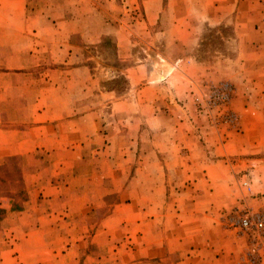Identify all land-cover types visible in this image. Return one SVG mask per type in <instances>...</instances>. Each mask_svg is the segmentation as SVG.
Returning <instances> with one entry per match:
<instances>
[{
	"label": "rangeland",
	"instance_id": "obj_1",
	"mask_svg": "<svg viewBox=\"0 0 264 264\" xmlns=\"http://www.w3.org/2000/svg\"><path fill=\"white\" fill-rule=\"evenodd\" d=\"M176 3L179 0H172ZM11 5L18 9L0 7V19L9 14L13 18L12 27L0 26V39L8 30L11 45L18 48L13 55L21 49H39L37 43H50L52 38L62 42L69 34V40L83 48L85 60L92 58L85 64L92 69L91 82L96 88L93 112L103 120L101 130L108 135L104 144L109 145L101 154L107 159L103 161L107 210L111 213L118 198L119 245H126L119 247V264H264V230L258 237L253 227L245 230L242 226L248 214L264 215L263 164L257 165L261 161L254 155L224 153L227 141L243 130L244 108L253 113L259 109L255 105L264 100V86L251 82V74L240 64L244 60L237 56L238 44L231 41L237 14L223 25L206 22L188 28L193 32L185 36L179 27L171 26L179 22L178 9L163 11L157 21L147 20L142 0H13ZM38 18L57 24L53 28L27 26V20ZM64 21L69 25H63ZM18 59L13 57V66L24 65ZM34 60L40 67L50 65L47 58ZM161 64L174 66V70L167 79L156 81L154 75ZM137 116L140 134L148 129L157 136L151 140L147 134L138 139L118 138L119 131L128 130ZM161 132H170L169 139ZM148 141L156 148L155 156L146 154ZM167 148L166 154L185 168L182 174L162 167L166 161L162 150ZM217 148L219 153L214 155ZM92 149L96 151V146ZM242 158L250 162L241 164ZM217 160L215 168L211 163ZM206 166L209 169H203ZM260 170L262 179L256 176ZM3 174L0 170V180L7 179ZM25 197L24 192L9 193L15 208ZM192 198L224 202L233 198L223 203L220 212L218 225L226 232L222 242L216 239L214 244L199 241L195 245L190 238H181L186 226L198 229L196 221L187 225L194 217L191 213L200 210ZM165 238L177 248L183 240L184 250L164 256Z\"/></svg>",
	"mask_w": 264,
	"mask_h": 264
},
{
	"label": "crops",
	"instance_id": "obj_2",
	"mask_svg": "<svg viewBox=\"0 0 264 264\" xmlns=\"http://www.w3.org/2000/svg\"><path fill=\"white\" fill-rule=\"evenodd\" d=\"M12 2L3 0L1 9H18L11 5ZM176 4L173 5L172 0L167 3L166 0H142L147 20L157 21L163 11H169L171 7L178 9L179 22H172L171 26L179 27L185 36L193 32H188V28L206 22L211 26L223 25L236 13L238 19L231 41L238 44L237 56L244 60L240 64L251 74V82L256 87L264 86V3L179 0ZM11 15L0 19V26L12 27ZM19 23L24 24L21 20ZM27 23V26L52 28L57 24L40 18L33 22L27 20ZM64 24L69 25V22L64 21ZM69 39V34L62 42L52 38L50 43H37L39 49H21L19 54L13 55L18 48L11 45L9 31L2 32L0 170L7 179L0 180V190L1 187L4 189L0 191V209L5 211L0 220V264H119V247L126 246L119 245L118 198L111 213L107 210V172L103 162L107 159L101 154L109 145L104 144L108 135L101 130L103 120L93 112L96 100L92 98V91L96 88L91 82L92 69L85 64L92 58L85 60L81 45ZM13 57L22 60L24 65L13 66ZM37 57L49 59V67L35 64ZM160 69L163 70L157 68L155 77L162 72ZM102 94L100 92L101 97ZM261 100L255 105L259 109L253 113L244 108L240 117L243 130L227 141L224 153L257 156L261 161L257 165L263 164L264 170V100ZM140 131V117L137 116L128 130L119 131L118 138L138 139L147 134V139L151 140L157 136L153 130L146 129L144 134ZM161 133L168 139L171 135L170 132ZM94 146L96 151H91ZM152 146L150 141L147 148L144 146L148 156L156 155V148L153 150ZM162 151L166 154L169 148ZM213 153L217 155L219 149H213ZM164 161L163 168L165 165L166 169L181 174L185 171L168 154ZM219 161H213L212 166L216 168ZM239 162L246 164L250 159L242 158ZM262 170L255 174L259 179L263 177ZM153 185L156 186V182ZM10 192L25 193L19 208H12ZM192 199L200 210L191 213L194 217L187 225L196 221L198 229L186 226L181 229V238H190L195 245L200 244L199 241L214 244L217 239L220 242L221 236H226L225 230L218 225L220 212L223 203H231L233 198H227L226 202L221 198ZM167 239L163 244L164 256L178 249L184 250L183 240L177 248L171 239ZM196 250L195 246L192 252Z\"/></svg>",
	"mask_w": 264,
	"mask_h": 264
},
{
	"label": "built area",
	"instance_id": "obj_3",
	"mask_svg": "<svg viewBox=\"0 0 264 264\" xmlns=\"http://www.w3.org/2000/svg\"><path fill=\"white\" fill-rule=\"evenodd\" d=\"M250 217L244 218L242 220V226L245 230H250L251 227L254 228L255 233L260 237L259 232L264 230V215L260 214H248Z\"/></svg>",
	"mask_w": 264,
	"mask_h": 264
},
{
	"label": "bare ground",
	"instance_id": "obj_4",
	"mask_svg": "<svg viewBox=\"0 0 264 264\" xmlns=\"http://www.w3.org/2000/svg\"><path fill=\"white\" fill-rule=\"evenodd\" d=\"M163 62V61H162ZM164 63V62H163ZM157 66V65H156ZM161 66V68L163 69V70H161L160 69V71H162V72H160V74H159V76L158 77H156L157 79H156V81L157 80H163L164 78H166L168 75H170L172 72H173V70H174V67L173 66H167L166 64H161L160 65ZM159 67V66H158ZM155 69V68H154ZM157 76V75H156ZM165 80V79H164ZM258 165H261L260 163H258Z\"/></svg>",
	"mask_w": 264,
	"mask_h": 264
},
{
	"label": "trees",
	"instance_id": "obj_5",
	"mask_svg": "<svg viewBox=\"0 0 264 264\" xmlns=\"http://www.w3.org/2000/svg\"><path fill=\"white\" fill-rule=\"evenodd\" d=\"M13 209H16L14 206H12ZM0 220L3 218V215H4V211L3 210H0Z\"/></svg>",
	"mask_w": 264,
	"mask_h": 264
},
{
	"label": "water",
	"instance_id": "obj_6",
	"mask_svg": "<svg viewBox=\"0 0 264 264\" xmlns=\"http://www.w3.org/2000/svg\"><path fill=\"white\" fill-rule=\"evenodd\" d=\"M157 78L155 77V75H154V80H156ZM164 80V79H163Z\"/></svg>",
	"mask_w": 264,
	"mask_h": 264
}]
</instances>
